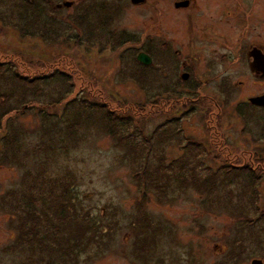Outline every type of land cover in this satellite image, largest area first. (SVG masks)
Here are the masks:
<instances>
[{"label": "rangeland", "instance_id": "obj_1", "mask_svg": "<svg viewBox=\"0 0 264 264\" xmlns=\"http://www.w3.org/2000/svg\"><path fill=\"white\" fill-rule=\"evenodd\" d=\"M172 1L174 0H150L155 4V26L150 23L147 12L150 7L153 8V4L137 9L126 0L121 1L122 8L118 0H84L82 8L88 9L87 6L93 5L87 12L88 16L94 13L104 16L106 10L110 9L117 14L113 24H108L109 31L114 34L113 38L119 40L117 43L112 42V36L107 34L109 31L96 28L93 16L92 21L88 22L94 28L91 29L92 40L88 41L87 34L75 23L69 22L70 18L81 14L79 10H69L60 15L56 21L59 35L53 43L54 46H49L47 38L37 43L38 36H22L19 33L26 30L24 24L29 26V22L41 21L40 16L38 21L35 15L25 22L22 19L24 16L18 15L19 18L15 16L14 19L19 24L14 29H0V70L3 65L17 62L21 74L31 75L35 72L43 80L46 74L54 71L59 76L63 74L70 79L66 84L60 82L62 85L53 83L45 86L43 83L42 94L38 97L25 95L22 100L20 97L13 98L8 103L14 111L2 120L0 132L6 128V135L15 140V155L8 150V156L12 155L15 159H11L8 164H0V204L1 201H6L13 206L14 212L8 206H0V264H220L223 260L224 264H250L254 259L264 264V220H259L252 228L243 226V231L237 238L241 240L242 246L232 243L240 228V222L230 217L224 206L228 202L234 205L248 201L250 192L244 190L246 183L237 184L241 178H236L237 186L220 187L219 191L208 197L193 191L182 192L178 188H175L178 190L176 193L167 192V198H173L167 203H158L150 196L140 210L147 211L152 218V226L160 227L161 231H155L158 238L154 244H148L142 257L136 256L139 253L134 252L135 238L142 235V231L136 229L139 223L133 224L141 218L138 209L139 189L131 178V166L123 161L127 155L125 148L117 145L102 129L103 121L102 125L99 123L100 127L94 125L98 123L91 116L102 117L103 112L93 108L94 105L106 104L113 112L115 109L129 107L133 111L131 115L138 114L139 117L133 118L130 125L123 129V135H128L133 130V138L139 143L143 142V136L157 137L168 126L179 130L184 145L192 144V141L211 143L216 135L222 136L224 133L232 147L235 144L239 146V154L220 158V155L206 149L207 153H202L206 156L201 158V165L206 170L201 168L199 171L217 172L224 161L231 165L242 163L248 167H256L257 162H262V169L255 172L260 175L258 196L260 209L264 211V107H253L248 102L250 97L264 93V80L259 82L250 76L240 58L235 59V82H241V86L231 93L225 94L221 91L218 94L224 99L221 112L216 108V115L221 120L214 122L213 126L212 123L208 124L209 120L206 122L201 118L200 112L180 119V103L187 101L185 98H190V95H179L170 89V77L175 67L174 55L164 51L163 43L148 45L126 42L127 39L131 40L138 35L145 36L149 32L163 39L166 36L175 40L178 50L181 46L176 39L182 41L181 45L188 44L184 37L181 40L182 34L175 31V28L168 31L164 18L172 13ZM107 2L110 3L107 8L98 7V3ZM261 14L264 18V12ZM45 17L49 16H42L44 19ZM263 27L264 25L261 28ZM41 28L45 31L52 27L42 23V26L38 24L36 28L30 27L28 33H38ZM262 33L264 32L257 36L260 38L257 41L260 47H264ZM17 35L24 41H20ZM107 37L112 43L104 46L102 43H105ZM238 37L236 30L235 40ZM168 43L172 44L170 41ZM14 52L21 53L22 57L18 58ZM139 52H148L155 59L152 66L149 64L147 68H142L145 65L135 61ZM48 66H51L50 69H47ZM222 69L219 68V75ZM54 77L55 75L52 78ZM0 85L3 90L5 85L1 81ZM63 86L72 88V91L56 104L54 101L59 94L68 91ZM221 101L220 99L219 102ZM66 103L68 105L65 108ZM24 104L29 107L22 111ZM240 105L246 106V109H236ZM163 108L164 111L171 108V117L178 118L171 122L172 125L165 123ZM80 109L90 112L89 123L87 124L86 116L78 117V121L80 118L85 119L79 127L72 116L77 134L59 141L55 134H51L49 138L53 139V150H45L43 143L48 141L45 130L50 133L61 131L65 125H61L59 118L67 119L65 117H70L71 113L77 115V110ZM156 110H161V113L155 115ZM221 121V128L216 129V124ZM55 124L60 126H54ZM3 137H0V147ZM71 140L75 142H70L68 148H64L63 142ZM175 140L172 139L170 145L165 141L156 142L152 146L149 155L150 167L163 157L162 170L168 175H179L165 168L173 159H179L182 163V158L186 155L175 144ZM191 161L195 163V160ZM35 177L36 185L30 189L29 184L32 185ZM25 178L27 182H24ZM229 189L233 190L232 194ZM50 190H53L54 195L63 192L66 197L71 198L75 208L71 207L70 210L90 222L91 231L97 232L99 229L104 235H98L100 239H95L87 233L83 239L77 241V244L80 243L75 248L80 250L77 254L73 250L69 256H54L50 248H58V243L72 236L74 229L67 227V224L59 225L55 219L53 221L58 226L45 221L43 211H48L47 206L53 202V198H48ZM11 191H15L14 196H11ZM28 196L34 199L32 205L28 203ZM46 197L48 199L44 203ZM220 201L222 208L219 209ZM28 207L42 217L40 235L49 226L50 237L57 236L56 238L38 239L39 241L32 239L29 241L30 245L37 244L35 247L31 245L32 248L28 247L27 241L18 242L19 239H24V234H20L19 220L24 215L23 208ZM17 210L20 211L16 213ZM43 220L46 224L42 223ZM72 244L73 242L69 243ZM44 246L49 248L45 249ZM66 247L63 245V249ZM232 248L233 254L228 255ZM224 257H230L231 261H226Z\"/></svg>", "mask_w": 264, "mask_h": 264}, {"label": "trees", "instance_id": "obj_2", "mask_svg": "<svg viewBox=\"0 0 264 264\" xmlns=\"http://www.w3.org/2000/svg\"><path fill=\"white\" fill-rule=\"evenodd\" d=\"M85 11H88V9H85ZM81 12L80 15H76V18H74L73 23L84 33L87 34L88 41L92 40V31L91 28L87 26V20H88V14L87 12ZM103 26V24H98V26ZM28 28V27H27ZM27 31V32H26ZM28 29H26L24 32L19 31L22 36H35L39 37V34L36 33H28ZM18 33V34H19ZM19 34V36H20ZM110 36H114V34H110ZM53 39L52 36H44L43 39ZM113 38V37H112ZM115 39V38H114ZM111 41V39H108ZM116 43L119 40H112V42ZM102 43V42H101ZM102 45L106 46L108 44L102 43ZM52 46V45H49ZM16 53L17 57L20 58L21 53ZM24 53V51H23ZM19 54V55H18ZM15 55V54H13ZM28 55V54H27ZM22 57V56H21ZM26 57V56H25ZM22 59V58H21ZM3 65V64H1ZM36 65V64H35ZM44 66V65H43ZM141 66V65H140ZM18 63L17 62H10V64L3 65V69L0 70V81L5 86L3 90L1 88L3 86L0 85V126L2 120L8 116L10 113L14 111L10 107L8 103L9 101L14 99H24L25 95H31L33 97H38V95L42 94L43 90V83L44 85L48 84H66L68 80H70L68 77L64 76L63 74L54 73V71H50L49 74H46L45 77H43V80L41 79L42 76H39L35 72H33L31 75L27 74H21L18 71ZM51 66H48L47 69H50ZM142 68H147L146 66H141ZM11 70H14L13 72ZM13 73V74H12ZM55 75V81L54 78H52ZM62 85V84H60ZM67 86H63V89L68 90L64 94H59L60 96L54 103H59L60 101H63L65 97H67L71 91L72 88H68ZM70 104V103H69ZM68 104H65V108ZM58 106V105H57ZM55 106V107H57ZM29 107V105L24 104L22 107V111ZM246 109V106H241ZM98 111H103L101 113L102 117H93L91 118L98 124H94L99 126L102 125V129L105 130V132L110 136L117 145L125 148L127 155L124 157L123 161L127 162L131 166L132 170V180L137 185V188L139 189V195H138V209L141 213V218H138V221L134 222L133 224L139 223L138 228L142 231V235L135 238V244H134V252L139 253L136 256L142 257L144 252L147 250V246L149 243L154 244V241L158 238L156 236L155 231H161V228L158 226H152V218L150 217L149 213L147 211H141L140 208H142L143 203L147 202L149 200V197L152 196L155 198V200L158 203H167L172 199L167 198V192L170 193H176L178 190H175V188L181 189L179 191H193L201 196L208 197L210 194L215 193L219 191L220 187H230V186H237V184H244L246 183V186L244 187V190L247 192L249 191V197L248 201L246 203H236L234 205L230 204L228 202V205L225 204L224 209L226 210L227 214L234 218L235 221L240 222V228L237 230V234L234 235V238L232 240V243H239L242 246V242L240 239H237L238 236H240V233L243 231V226L252 228L259 220H264V211L260 209V200L258 196V182L260 181V175L255 172L261 170V166L263 165L262 162L256 164V167H248V165H243L242 163H239L238 165H231L230 163L224 161V163L219 166L217 172L210 170V172L202 173L204 171H199L201 168L203 170H206L201 165V158L205 157L202 155V153H207L206 149L211 150L212 152H215L217 155H220V158H230V155L236 156L239 154V146L235 144L236 148H233L231 145V142L228 141V139L225 137L224 133L222 136L216 135V138L214 141H211V143L206 142H197L192 141V144L184 145L182 140H175L173 137L169 135L168 129H164L156 135L152 136H143L144 140L142 143H139L136 141L133 135V130L128 135H123V129L130 125V122L133 121V118L139 117L138 114L131 115L132 110L128 108H119L115 109V112L111 111L106 104H99L98 106H93ZM236 109H239V107H236ZM164 110V108H163ZM162 110V111H163ZM77 115H73L71 113L70 117H65L67 119H61L59 118V121L61 125H65L64 128L60 131H53L50 133L48 130H45V135L48 137V141L46 140L44 145V149L51 148V151L53 150L54 142L53 139L49 138L51 134H55L57 136V140L65 139L71 137V135H74L76 132V125L81 127L80 125L85 121V119H79L78 117L86 116L87 118V124L89 123V120L91 119L90 112L85 111L84 109L77 110ZM80 111V112H79ZM157 114L159 115L161 113V110H156ZM245 113V112H244ZM121 115V117H119ZM127 115H131L127 117ZM74 116V122H72L71 118ZM77 120V121H76ZM219 120L221 118L219 117ZM244 122V121H243ZM247 123V121L245 120ZM244 122V123H245ZM54 126H60L59 124H55ZM104 126V127H103ZM78 127V128H79ZM100 127V126H99ZM216 129L221 128V122H219L218 126L216 125ZM54 130V127H53ZM66 130V131H65ZM6 128H3L0 132V137H3L6 135ZM219 131V130H218ZM223 131V130H222ZM10 134V133H9ZM179 135V134H178ZM155 137V138H154ZM155 139V140H154ZM171 139V140H170ZM172 139L175 140V144L183 150V154H186L182 159L183 162H179V159H173L170 163L166 164L165 168H169L170 171H174L176 174L179 175H168L166 174L164 170V165L162 162L164 161V158L161 157L157 159L158 163H156L154 166L150 167L149 163V155L150 151L152 150V146L157 143L172 142ZM2 146L0 147V164H8L11 162V159H15L12 155L8 156V150L12 151V154H14L15 150V140L10 137V135H6L2 139ZM63 142V141H62ZM72 142L74 143L75 140L66 141L63 142L64 148H68V144ZM53 143V144H52ZM211 145H214L212 147ZM242 152V151H240ZM190 157V159H189ZM239 157V156H237ZM178 158V157H177ZM259 158V157H256ZM191 160H195V163H193ZM260 161V160H257ZM255 164V161H253ZM260 165V166H259ZM259 166V167H257ZM139 168V170H137ZM264 168V167H263ZM179 171H182L180 173ZM28 176V175H27ZM236 178H241L242 180H238L239 182L236 184ZM37 178L32 180V185L29 184V188L33 189V187L36 185ZM24 182L26 181V178L24 179ZM176 183V184H175ZM236 184V185H235ZM188 189V190H187ZM231 191V194L233 193L232 189H229ZM15 191H11V196H14ZM15 195H17L15 193ZM48 198H53V202L50 203V206L48 207V211H43V215L45 218V221L49 224H53L58 226L53 219L57 220L59 225L63 226L67 224V227H72L74 229V233L72 236H70L68 239L59 242L60 245L58 248H50L52 252H54V256H69L71 255L72 251L75 250L74 253H78L80 251L79 249H75L80 246V243L77 244V241H80L83 239V237L90 233L92 236L91 238H98V235H104L102 234V231L95 232V230L90 229V222L85 220L83 217H79L76 212L71 211V207L75 208L73 204L71 203V198L66 197V195L63 194V192L54 195L53 190H50L48 193ZM45 198L44 203H46ZM165 198V199H164ZM29 205H32L34 203V199L32 200L29 196L27 198ZM0 206L3 208L5 206H8V208H12L13 206L8 204L6 201H1ZM219 209L222 208V203L220 201L219 203ZM34 210V208H33ZM13 211V208H12ZM20 211L17 210L16 213ZM24 215L21 217L19 229L21 231V235L24 234V239H19L20 241H29L32 239H36V241H39L40 239L46 240L51 238H56L57 236L50 237L49 233L51 231V228L48 226L46 230L40 235L39 226L41 225V219L42 217H39V215L31 211V207L23 208L22 210ZM14 212V211H13ZM42 212V211H41ZM241 220V221H239ZM44 223V220L42 221ZM46 224V223H44ZM243 224V225H241ZM20 225H23V227L20 228ZM133 226V225H132ZM242 227V228H241ZM61 228L59 227V231ZM154 232V233H152ZM152 233V234H151ZM19 234V235H20ZM30 238V239H28ZM39 239V240H38ZM70 242H73L72 245H69ZM96 244V242H93ZM235 244H231V246H235ZM33 247L37 246V244H31ZM29 243L28 247L32 248ZM63 245H66L67 247L63 249ZM45 249H48V246H44ZM86 248V247H85ZM84 248V249H85ZM136 250V251H135ZM231 250V249H230ZM229 250V251H230ZM228 251V252H229ZM80 253V252H79ZM233 254V248L232 251L228 255ZM237 255L240 256V253H237ZM238 256V257H239ZM226 261H231L230 257H224ZM221 262L220 264H224ZM227 263V262H226Z\"/></svg>", "mask_w": 264, "mask_h": 264}, {"label": "flooded vegetation", "instance_id": "obj_3", "mask_svg": "<svg viewBox=\"0 0 264 264\" xmlns=\"http://www.w3.org/2000/svg\"><path fill=\"white\" fill-rule=\"evenodd\" d=\"M118 1L122 8L121 1L123 0ZM126 1L137 9L146 4L148 6L153 4L150 0H143L137 4H134L132 0ZM172 2L173 7L170 8L172 13L164 18L168 31H173V28H175V31H179L182 34L181 40L184 37L188 40V44L181 45L182 41L176 39L181 46L180 50H178L175 40L166 36L163 39V37L149 32L145 36L138 35L131 40L127 39L126 42L136 44L140 42V44L147 43L148 45H153L156 42L163 43L164 51L167 50L169 54L172 53L175 59V67L170 77L171 91L179 95L181 93L190 95V98H185L187 101L180 103L179 118L182 119L183 116L188 114L192 116V114L200 112L201 118L205 121L209 120L208 124L212 123L214 126V122L219 120V116L216 115V108H219L221 112L220 107H223L224 103V99L218 94L221 91L225 94L231 93L241 86L239 85L241 82H235V59L240 58L250 76H253L259 82L264 80V47L257 45V41L260 39L257 36L264 32V27L261 28L264 25V18L261 16L263 15L261 13L264 12V0H174ZM83 4H85L84 0H78L77 2L74 0H0V29H14L19 24L14 19L15 16L19 18L18 15H23L24 18L22 19L25 22L28 18L35 15L38 21L40 16L41 21L29 22V26H27L28 24L24 25H26L25 27L28 31L30 27L34 26L36 28L38 24L42 26V23L52 27L45 31L43 28L38 30L39 41L37 43L41 42L44 36H52L53 39H47V41L54 46L53 43L57 41L56 39L59 35V26L56 25L58 24L56 21L59 20L60 15L69 10L83 12L85 11V8L81 6ZM108 5H110L109 2L105 4L98 3V7L102 8H107ZM154 5L147 12L150 23L156 26ZM87 7L89 10L93 5ZM106 11L104 16L100 13H94L92 16L93 20L96 21V28L108 32L110 29L108 24H113L114 16H117V14L112 9ZM47 15L49 16L48 18H42V16ZM92 16H88V27H90L88 22L92 21ZM69 20V22L73 23L74 18ZM99 22L106 27L98 26ZM236 30L239 36L237 40H235ZM107 34H112V31ZM262 36L264 37V33H262ZM108 39L110 38L107 37L104 41L110 45L112 42ZM111 39L115 40L114 38ZM20 41L24 40L20 39ZM169 41L172 44L168 43ZM140 53L143 52L138 54ZM138 54L135 56V61L139 64L137 61ZM144 54L149 57V66H152L151 63L155 59L148 52ZM219 68H223L220 75L218 74L220 72ZM169 93L171 92L169 91ZM175 99L178 98L175 97ZM220 99L222 100L221 102H219ZM249 105L259 107L250 102ZM171 108H173V105ZM171 108L166 111H164L165 108L163 110L166 115L165 123L168 125H172L171 122L178 119L176 116L171 117ZM216 125L218 126V124ZM167 129L173 139L181 140V134L178 129L171 126H168ZM168 143L170 145L171 142L168 141ZM181 151L183 152V150Z\"/></svg>", "mask_w": 264, "mask_h": 264}, {"label": "water", "instance_id": "obj_4", "mask_svg": "<svg viewBox=\"0 0 264 264\" xmlns=\"http://www.w3.org/2000/svg\"><path fill=\"white\" fill-rule=\"evenodd\" d=\"M142 1L143 0H132V2L134 4L140 3ZM137 61L139 63L144 64V65H149V63H150L149 57L146 54H144V53L138 54ZM248 102H250L251 104L256 105V106H260V107L264 106V94L261 95V96L251 97L250 99H248ZM250 264H262V261L254 259V260L251 261Z\"/></svg>", "mask_w": 264, "mask_h": 264}]
</instances>
